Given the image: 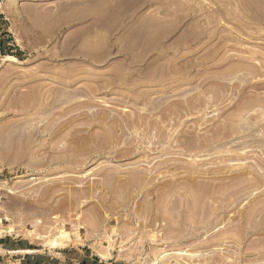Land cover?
I'll return each instance as SVG.
<instances>
[{
	"label": "rangeland",
	"instance_id": "1",
	"mask_svg": "<svg viewBox=\"0 0 264 264\" xmlns=\"http://www.w3.org/2000/svg\"><path fill=\"white\" fill-rule=\"evenodd\" d=\"M5 229L48 262L264 264V0H0Z\"/></svg>",
	"mask_w": 264,
	"mask_h": 264
},
{
	"label": "crops",
	"instance_id": "2",
	"mask_svg": "<svg viewBox=\"0 0 264 264\" xmlns=\"http://www.w3.org/2000/svg\"><path fill=\"white\" fill-rule=\"evenodd\" d=\"M23 244L24 243H22L21 241H12V243H10L9 245H5V241L0 240V250L6 254H9L10 257H16L12 259L16 263L18 262V264H63V261L60 260L58 257H56L57 260H59V262L57 263L56 261L48 262V260H43L41 257H33V255H30L29 253H23L22 255L21 251L24 250L35 251V249L28 248V246H25ZM28 256H32V257H28ZM62 258L64 257L62 256ZM50 260L53 259L50 258Z\"/></svg>",
	"mask_w": 264,
	"mask_h": 264
},
{
	"label": "bare ground",
	"instance_id": "3",
	"mask_svg": "<svg viewBox=\"0 0 264 264\" xmlns=\"http://www.w3.org/2000/svg\"><path fill=\"white\" fill-rule=\"evenodd\" d=\"M49 192H46L45 194H48ZM44 194V195H45ZM3 233H7V234H10V233H12L11 232V229H5V230H2V231H0V235L1 234H3ZM152 242L154 241H162V239H158V240H155V239H153V240H151ZM58 245H60V244H58L57 242H55V241H52L51 242V244L49 245V246H58ZM35 251L34 250H24V251H21V253H34ZM103 256V255H102ZM103 259H104V256H103ZM106 259V258H105ZM17 264H18V262H17Z\"/></svg>",
	"mask_w": 264,
	"mask_h": 264
}]
</instances>
